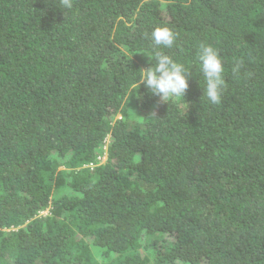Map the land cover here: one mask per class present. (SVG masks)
<instances>
[{"label": "trees", "instance_id": "obj_1", "mask_svg": "<svg viewBox=\"0 0 264 264\" xmlns=\"http://www.w3.org/2000/svg\"><path fill=\"white\" fill-rule=\"evenodd\" d=\"M73 5L0 0V264H264V0ZM155 51L190 72L185 100L138 86Z\"/></svg>", "mask_w": 264, "mask_h": 264}, {"label": "clouds", "instance_id": "obj_2", "mask_svg": "<svg viewBox=\"0 0 264 264\" xmlns=\"http://www.w3.org/2000/svg\"><path fill=\"white\" fill-rule=\"evenodd\" d=\"M60 7L71 10L74 7L73 0H60ZM150 39L153 49L171 48L176 41V34L170 28L157 27L152 30ZM147 56L149 62L154 60L155 63L147 69H140L137 76L138 86L143 85L152 96L159 97L160 102L168 105L174 100H185L190 73L185 65L162 51H155L154 58ZM196 59L204 80L203 96L211 104L219 105L226 87L225 67L221 55L214 46L201 42L196 52ZM243 63V60L235 59L231 69L235 77L240 76ZM153 115L155 116L154 113Z\"/></svg>", "mask_w": 264, "mask_h": 264}, {"label": "rangeland", "instance_id": "obj_3", "mask_svg": "<svg viewBox=\"0 0 264 264\" xmlns=\"http://www.w3.org/2000/svg\"><path fill=\"white\" fill-rule=\"evenodd\" d=\"M120 118H121V115H120V114H118V115L115 117V119H120ZM108 142H109V138H107L106 141H105V145H106V146L108 145ZM105 148H106V147H105ZM105 161H106V157L103 158V159H101V160L98 162V164H103ZM46 214H48V210H46V211L40 213V215H42V216H45Z\"/></svg>", "mask_w": 264, "mask_h": 264}, {"label": "built area", "instance_id": "obj_4", "mask_svg": "<svg viewBox=\"0 0 264 264\" xmlns=\"http://www.w3.org/2000/svg\"><path fill=\"white\" fill-rule=\"evenodd\" d=\"M103 158H105V154H104L102 157H99L98 162H99L101 159H103ZM91 167H93V166H91Z\"/></svg>", "mask_w": 264, "mask_h": 264}]
</instances>
